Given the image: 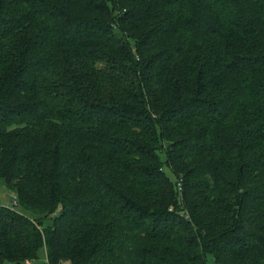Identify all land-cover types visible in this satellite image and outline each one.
Here are the masks:
<instances>
[{"label": "trees", "instance_id": "trees-1", "mask_svg": "<svg viewBox=\"0 0 264 264\" xmlns=\"http://www.w3.org/2000/svg\"><path fill=\"white\" fill-rule=\"evenodd\" d=\"M0 264H264V0H0Z\"/></svg>", "mask_w": 264, "mask_h": 264}, {"label": "rangeland", "instance_id": "rangeland-1", "mask_svg": "<svg viewBox=\"0 0 264 264\" xmlns=\"http://www.w3.org/2000/svg\"><path fill=\"white\" fill-rule=\"evenodd\" d=\"M11 201H12L11 194H9L7 192H3L0 190V203H1V205L3 207H7V206L11 207L12 206ZM32 264H46L45 253L43 251L40 252L38 260L32 262ZM207 264H212L211 259L208 260Z\"/></svg>", "mask_w": 264, "mask_h": 264}, {"label": "built area", "instance_id": "built-area-1", "mask_svg": "<svg viewBox=\"0 0 264 264\" xmlns=\"http://www.w3.org/2000/svg\"><path fill=\"white\" fill-rule=\"evenodd\" d=\"M11 204H12L11 207H13V208H16V207H17V202H16V199H15L14 196H12ZM0 207H3V206L1 205V203H0ZM7 207H9V206H7ZM7 207H6V208H7ZM25 264H32V261H26Z\"/></svg>", "mask_w": 264, "mask_h": 264}]
</instances>
